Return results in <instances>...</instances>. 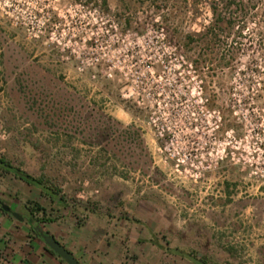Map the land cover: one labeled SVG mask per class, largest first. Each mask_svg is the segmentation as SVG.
I'll use <instances>...</instances> for the list:
<instances>
[{"label":"rangeland","instance_id":"obj_1","mask_svg":"<svg viewBox=\"0 0 264 264\" xmlns=\"http://www.w3.org/2000/svg\"><path fill=\"white\" fill-rule=\"evenodd\" d=\"M212 1L40 0L41 33L0 13V157L43 175L78 216L86 202L156 216L164 246L168 216H217L211 201L230 195L240 233L215 237L216 221L194 217L178 242L207 264H244L255 247L264 261V0L236 11L222 44L205 33ZM80 57L93 63L79 71Z\"/></svg>","mask_w":264,"mask_h":264},{"label":"crops","instance_id":"obj_2","mask_svg":"<svg viewBox=\"0 0 264 264\" xmlns=\"http://www.w3.org/2000/svg\"><path fill=\"white\" fill-rule=\"evenodd\" d=\"M13 176L20 179L12 172L0 169V201L5 204L3 196L8 195L12 202L5 205L18 214L22 207L29 213L27 203L30 201L38 202L43 211H39L36 217L29 213V216H21L22 220H18L0 207V264H67L44 244L35 226L60 242L78 264H197L193 260L194 255L189 254L184 243H179L177 239L178 236L182 238L194 234L186 226L187 221L194 217L197 221H216L215 237L234 235L243 229L240 222L244 218L234 216V200L231 201L229 195L227 203L226 200H219L217 204L215 200L211 201L213 206L209 213L217 216H205L208 214L205 205L202 206L201 216H168V233L172 239L176 237V243L164 246L157 239L156 216H104L89 202L82 209L83 215L78 216L77 209L61 192L50 199L42 194L40 188L22 179L13 190ZM60 196L64 201L60 200ZM226 211L228 216H221ZM49 213L51 216H47ZM42 215L53 220L37 223L36 218ZM245 253L244 264H264L260 247L249 248Z\"/></svg>","mask_w":264,"mask_h":264},{"label":"trees","instance_id":"obj_3","mask_svg":"<svg viewBox=\"0 0 264 264\" xmlns=\"http://www.w3.org/2000/svg\"><path fill=\"white\" fill-rule=\"evenodd\" d=\"M256 1L250 0H213L211 2V9L213 13V25L214 28L206 29L205 33H212V37L218 39L219 43H227L228 39L231 37V32L227 31L234 26H239L242 22V17L237 15L236 11H245L247 6L256 5ZM223 25V27H222ZM210 28V26L208 27ZM235 40V36L231 41ZM0 169L7 172H12L14 175L25 181L30 185L37 186L40 188L42 194L50 199H53V195L58 196L59 190H56L43 175L32 176L25 172H22L18 167H15L11 162L0 157ZM60 200L64 201L63 196H60ZM31 216L36 217L39 211H43V208L39 206L38 203L34 202L33 206L27 207ZM43 213V212H42ZM41 218H36L37 223H43L45 221H52L53 218L45 217L42 215ZM47 216H51L48 214ZM197 264H205V261L201 258H193Z\"/></svg>","mask_w":264,"mask_h":264},{"label":"built area","instance_id":"obj_4","mask_svg":"<svg viewBox=\"0 0 264 264\" xmlns=\"http://www.w3.org/2000/svg\"><path fill=\"white\" fill-rule=\"evenodd\" d=\"M34 3V6L29 7L28 0H0V13L6 19H8L10 25L12 26H21L25 29H37V32L41 33L42 29L47 26L50 20V15L49 13L44 11V8L42 6H39L41 5L39 4L40 0H34ZM17 5H20L19 10L21 14L24 15H22L20 18H13L12 14L16 10L15 6ZM83 41H85V39H83ZM93 41L97 44L96 39H94ZM103 55L105 56V54ZM94 60H97V58H94ZM92 63V61L88 62V60H84V57H80V64L78 66V70L83 71L86 66L91 65ZM159 135L162 137L163 133L159 132ZM170 145H172V142L170 143ZM165 149L167 150L168 156L171 159H175L177 163L182 164L185 161L189 160V154H183V157L179 158V153L174 152L172 146H168ZM191 165L194 166L193 162H191ZM5 264H7V262Z\"/></svg>","mask_w":264,"mask_h":264},{"label":"water","instance_id":"obj_5","mask_svg":"<svg viewBox=\"0 0 264 264\" xmlns=\"http://www.w3.org/2000/svg\"><path fill=\"white\" fill-rule=\"evenodd\" d=\"M0 207L3 211L10 213L14 218L22 220V217L11 210V208L0 201ZM38 236L43 240L44 244L62 258L67 264H78L73 255L58 242L53 236L41 230L39 226H35Z\"/></svg>","mask_w":264,"mask_h":264}]
</instances>
